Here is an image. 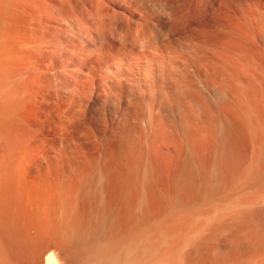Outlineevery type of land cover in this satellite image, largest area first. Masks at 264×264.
Wrapping results in <instances>:
<instances>
[{"label": "rangeland", "instance_id": "374dc122", "mask_svg": "<svg viewBox=\"0 0 264 264\" xmlns=\"http://www.w3.org/2000/svg\"><path fill=\"white\" fill-rule=\"evenodd\" d=\"M0 21V264H264V0Z\"/></svg>", "mask_w": 264, "mask_h": 264}, {"label": "bare ground", "instance_id": "6f19581e", "mask_svg": "<svg viewBox=\"0 0 264 264\" xmlns=\"http://www.w3.org/2000/svg\"><path fill=\"white\" fill-rule=\"evenodd\" d=\"M9 1V0H8ZM23 1V0H22ZM92 1V0H91ZM131 1V0H130ZM164 1V0H163ZM81 2V1H80ZM6 3V2H5ZM15 3H17V2H15ZM88 3V2H87ZM104 3V2H103ZM108 3V2H107ZM28 4V3H27ZM42 4V3H41ZM55 4V3H54ZM67 4V3H66ZM105 4V3H104ZM133 4H135V3H133ZM71 5V4H70ZM75 5V4H74ZM80 5V4H79ZM172 5V4H171ZM5 6V5H4ZM7 6V5H6ZM21 6V5H20ZM42 6V5H41ZM76 6V5H75ZM74 6V7H75ZM92 6V5H91ZM94 6V5H93ZM99 6V5H98ZM101 6V5H100ZM8 7V6H7ZM28 7V6H27ZM71 7H72V5H71ZM90 7V6H89ZM10 8V7H9ZM23 8V7H22ZM95 8V7H94ZM135 8V7H134ZM57 9V8H56ZM100 9V8H99ZM33 10V9H32ZM74 10V9H73ZM97 10V9H96ZM101 10V9H100ZM112 10V9H111ZM50 11V10H49ZM61 11V10H60ZM75 11V10H74ZM92 11V10H91ZM108 11V10H107ZM113 11V10H112ZM36 12V11H35ZM55 12V11H54ZM69 12H71V11H69ZM95 12V11H94ZM100 12V11H99ZM111 12V11H110ZM115 12V11H114ZM1 13H2V11H1ZM6 13V12H5ZM15 13V12H14ZM24 13V12H23ZM89 13V12H88ZM93 13V12H92ZM105 13H106V11H105ZM112 13V12H111ZM139 13V12H138ZM140 13H142V12H140ZM12 14V13H11ZM30 14V13H29ZM49 14V13H48ZM59 14V13H58ZM72 14V13H71ZM90 14V16L92 17V15H91V13H89ZM94 14V13H93ZM107 14V13H106ZM114 14V13H113ZM117 14V13H116ZM20 15V14H19ZM54 15V14H53ZM67 15V14H66ZM87 15V14H86ZM96 15V14H95ZM111 15V14H110ZM119 15V14H118ZM144 15V14H143ZM2 16V15H1ZM69 16V15H68ZM81 16V15H80ZM37 17V16H36ZM71 17H73V16H71ZM122 17V16H121ZM68 18V17H67ZM97 18V17H96ZM106 18V17H105ZM114 18V17H113ZM74 19V18H73ZM101 19H102V17H101ZM133 19V18H132ZM131 19V20H132ZM24 20V19H23ZM40 20V19H39ZM55 20V19H54ZM62 20V19H61ZM78 20V19H77ZM96 20V19H95ZM66 21V20H65ZM1 22V21H0ZM15 22V21H14ZM80 22V21H79ZM99 22V21H98ZM103 22V21H102ZM8 23V22H7ZM28 24V23H27ZM81 25V24H80ZM105 25V24H104ZM4 26V25H3ZM37 26V25H36ZM72 26V25H71ZM7 27V26H6ZM104 27V26H103ZM37 28V27H36ZM42 28V27H41ZM43 29V28H42ZM10 30V29H9ZM3 31V30H2ZM42 32V31H41ZM2 33V32H1ZM31 33V32H30ZM56 33V32H55ZM28 34V33H27ZM44 34V33H43ZM42 35V34H41ZM1 36V35H0ZM57 36V35H56ZM24 38V37H23ZM39 38V37H38ZM47 38V37H46ZM20 40V39H19ZM34 40V39H33ZM26 42V41H25ZM21 43V42H20ZM24 43V42H23ZM50 43V42H49ZM18 44V43H17ZM72 44V43H71ZM50 45V44H49ZM22 46V45H21ZM16 47V46H15ZM28 47V46H27ZM10 48V47H9ZM17 48V47H16ZM33 48V47H32ZM39 48V47H38ZM43 49V48H42ZM21 50V49H20ZM30 50V49H29ZM37 51H38V49H37ZM10 52V51H9ZM25 52V51H24ZM22 53V52H21ZM6 56V55H5ZM36 56V55H35ZM22 58V57H21ZM8 59V58H7ZM21 60V59H20ZM2 61V60H1ZM8 61V60H7ZM22 61H23V59H22ZM137 61V60H136ZM140 62V61H139ZM18 63H19V61H18ZM34 63V62H33ZM97 63V62H96ZM129 63H130V61H129ZM14 64V63H13ZM32 64V63H31ZM92 64H94V63H92ZM0 65H1V63H0ZM127 65V64H126ZM18 66V65H17ZM91 66V65H90ZM114 66V65H113ZM120 66V65H119ZM137 66V65H136ZM5 67V66H4ZM22 67H24L23 65H22ZM21 67V68H22ZM21 68H19V69H21ZM143 70V69H142ZM19 71H21V70H19ZM155 71V70H154ZM14 72V71H13ZM54 72V71H53ZM96 72V71H95ZM111 72V71H110ZM17 73V72H16ZM20 73V72H19ZM156 73V72H155ZM54 74V73H53ZM20 75V74H19ZM14 76V75H13ZM16 78V77H15ZM14 80V79H13ZM57 81H58V79H57ZM71 83V82H70ZM74 83V82H73ZM57 84V83H56ZM58 84H59V82H58ZM63 86V85H62ZM178 86V85H177ZM20 90V89H19ZM73 91V90H72ZM71 92V91H70ZM19 94V93H18ZM15 96V95H14ZM13 96V97H14ZM8 99V98H7ZM11 99V98H10ZM17 99V98H16ZM11 101V100H10ZM9 101V103H11ZM6 102H7V100H6ZM22 102V101H21ZM13 103H15V102H13ZM6 105V104H5ZM13 106V105H12ZM19 106V105H18ZM21 106V105H20ZM18 109V108H17ZM7 110V109H6ZM9 111H11V110H9ZM14 112V111H13ZM68 112V111H67ZM5 113V112H4ZM12 114V113H11ZM74 114V113H73ZM16 116H17V114H16ZM15 116V117H16ZM4 118V117H3ZM19 119V118H18ZM4 120V119H3ZM20 120V119H19ZM13 124V123H12ZM23 125V124H22ZM21 126V125H20ZM26 131V130H25ZM15 132V131H14ZM18 133V132H17ZM8 134V133H7ZM13 134V133H12ZM29 184V183H28ZM27 184V185H28ZM26 185V186H27ZM28 189V188H27ZM25 191V190H24ZM29 194H30V192H28ZM42 193V192H41ZM23 194V193H22ZM25 195V194H24ZM27 195V194H26ZM36 195V194H35ZM4 196V195H3ZM38 196V195H37ZM9 198V197H8ZM19 199V198H18ZM1 200V199H0ZM22 204H23V206L26 208L25 209V211L28 209V212L29 213H31L32 215L33 214H35V213H38L39 211H40V208H39V204H41L40 203V200H38L37 199V197H23L22 198ZM42 205V204H41ZM43 207V206H42ZM53 209H54V207H53ZM61 211V210H60ZM51 212V211H50ZM135 212V211H134ZM27 213V212H26ZM53 213V212H52ZM39 214V213H38ZM36 215V214H35ZM40 215V214H39ZM59 215V214H58ZM41 216V215H40ZM43 216H44V213H43ZM124 216V215H123ZM136 216H137V214H136ZM56 217H57V215H56ZM136 219V222H137V217L135 218ZM59 221V220H58ZM139 223V222H138ZM59 224V223H58ZM61 224V223H60ZM131 224V223H130ZM140 225V224H139ZM138 228V227H137ZM61 229V228H60ZM136 229V228H135ZM69 231V230H68ZM82 236V235H81ZM128 236V235H127ZM125 237V236H124ZM125 242V241H124ZM45 264H63L62 263V260H61V258L56 254V253H53L52 251H51V253L50 254H48L47 255V257H46V263Z\"/></svg>", "mask_w": 264, "mask_h": 264}]
</instances>
